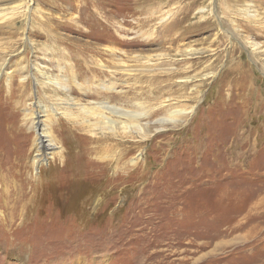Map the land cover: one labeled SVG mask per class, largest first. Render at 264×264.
I'll return each mask as SVG.
<instances>
[{"label":"rangeland","instance_id":"1","mask_svg":"<svg viewBox=\"0 0 264 264\" xmlns=\"http://www.w3.org/2000/svg\"><path fill=\"white\" fill-rule=\"evenodd\" d=\"M99 1L0 0V264H264V0ZM58 99L146 139L49 114L60 155L34 170L30 104Z\"/></svg>","mask_w":264,"mask_h":264},{"label":"bare ground","instance_id":"2","mask_svg":"<svg viewBox=\"0 0 264 264\" xmlns=\"http://www.w3.org/2000/svg\"><path fill=\"white\" fill-rule=\"evenodd\" d=\"M83 2L84 3H81L79 6L80 11L86 9L87 8L86 6H88L90 4H92L94 7H98V8L108 7V3H105L104 1H103L104 3L102 1L95 3V2H93V0H83ZM87 3H88V5H87ZM108 21H107V23H108ZM80 22H82L81 18H80ZM88 24H90V23L88 22ZM94 25H96V24H94ZM123 25H126V24L123 23ZM98 32H99V30H98ZM88 36L90 37L91 35H88ZM107 48L110 49V47H107ZM85 49L92 50L94 53L99 55L96 50H93L89 47H86ZM112 52H114L113 49H110V52H107L106 56L111 55ZM99 56H102V54L100 53ZM119 64L121 66L120 72L129 76L132 72L131 66H128V64L126 62H119ZM107 65H108V63H107ZM96 66L98 68L103 69V70H107L109 68L108 66H106L101 61H98V64H96ZM152 68H153L152 65H150L148 63V65L146 66V69L151 70ZM61 70L62 69L59 68V72H61ZM35 71L41 78H43L45 80V83H44L45 86H47V87L52 86V87L57 88L56 90H59L62 93H68L69 88H68L67 83L64 79L63 80L60 79L59 76L53 77V76H49L47 74H44L43 72H40L37 68H35ZM94 71L97 72V70L95 68H94ZM98 72H100V71H98ZM102 72H104V71H102ZM106 72H109V71H106ZM71 82L75 85V87L79 91H82L80 88L81 86L76 82V77L73 74L71 76ZM97 87H98L97 89L99 92H101L102 90L106 91V92H112L114 90L113 83H110L109 85H104V84L98 85ZM30 105L32 107H34L32 114H31V119H30L31 123H32L31 128L33 129V131L35 133V140L33 142V148H34L35 155L32 158V169H34V170L38 169L41 165H43L45 163V160H48V159L53 160V158L55 156L60 155V147L56 143L54 136H53V127H51L50 124L49 125L47 124V122L49 121V117H50L49 114H51V118L52 117L56 118V116H59L62 119H64L66 123H73V125L75 126L73 128V130H76L79 132L83 131V129H84L83 126H86V128H89L90 133H92V135H94V136L96 135L97 132H100L102 135L107 134V135H109L113 138H117L119 140L128 139V138L130 139V137H132V136H136L140 140L146 139V129H145L146 125H144L145 126L144 127L139 122L140 118H142L143 115L132 113L127 109L117 108L115 105L109 104L108 102L94 103L93 106L90 108L82 107V110H81V112L78 113V116L77 115L74 116L71 109L75 105L72 104L68 100L64 101V100L58 99L57 104H55V107L43 106L42 104H40L38 102H36V103L32 102ZM186 113L189 114L191 112H184V113L182 112L181 114L180 113H177V114H179V116H181V115L186 114ZM177 120L178 119H174L172 122H175ZM79 136H82L81 138L83 140H85L86 142L88 141L87 137L85 138L82 134ZM89 140H91V139H89ZM94 143H98V142H94ZM141 155L142 154H138L135 159H138L139 156H141ZM47 156H49V157H47ZM135 161L136 160L132 161V166L135 165V163H136ZM113 163H116V161ZM11 181H13V180L11 179ZM8 188H9V186L7 187V190H8ZM7 190L5 189V192H6V194H8L9 198H8V202H4L3 206H5V208L7 207L11 211H14L15 206H17V204L21 202L22 191L19 192L17 198H14V199L12 198L13 199V205H10L9 199L11 197L10 196L11 193L9 192V190L8 191ZM263 205H264V198L261 199V206H263ZM10 222H11V220H10Z\"/></svg>","mask_w":264,"mask_h":264}]
</instances>
